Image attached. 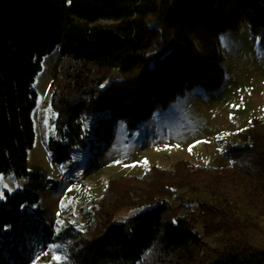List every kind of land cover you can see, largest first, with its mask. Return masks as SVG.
I'll list each match as a JSON object with an SVG mask.
<instances>
[{
	"label": "trees",
	"instance_id": "16d2710c",
	"mask_svg": "<svg viewBox=\"0 0 264 264\" xmlns=\"http://www.w3.org/2000/svg\"><path fill=\"white\" fill-rule=\"evenodd\" d=\"M245 22L264 40V0H0V174L30 173L33 82L53 51L63 63L52 82L55 128L45 144L55 163L69 166L76 152L102 148L84 114H101L111 127L124 119L136 129L193 88L217 89L224 81L220 35ZM115 70L123 77L109 84ZM258 125L264 121L240 132L245 145L227 147L225 166L183 161L147 169L142 178L155 179L153 192L129 203L140 209L124 220L104 214L102 230L89 241L82 240L86 230L56 232L44 223L32 183L0 193V264H37L53 255L60 261L48 264H264ZM156 169L165 170L160 179ZM187 194L207 198L190 208L181 204ZM171 197L182 213L172 209Z\"/></svg>",
	"mask_w": 264,
	"mask_h": 264
},
{
	"label": "rangeland",
	"instance_id": "374dc122",
	"mask_svg": "<svg viewBox=\"0 0 264 264\" xmlns=\"http://www.w3.org/2000/svg\"><path fill=\"white\" fill-rule=\"evenodd\" d=\"M220 42L225 56L224 81L217 89L193 88L156 110L136 129H129L124 119L116 120L111 127L101 114H84L89 133L99 139L97 144L102 148L97 152L96 145L92 151L76 152L69 166L55 163L45 144L55 128L56 116L50 105L52 82L63 63L58 50L45 56L33 82L37 92L32 113L36 137L28 153L30 173L39 170L41 174L39 177H31L30 173L23 177L0 174L1 195L32 183L40 197L44 223L56 232L66 226L86 230L82 240L89 241L102 230L104 214L113 212L114 220H124L140 209L136 208L138 205L130 207L129 203L139 204L143 201L141 195L153 192L155 179L142 178L147 169L169 170L183 161L215 167L231 163L227 147L245 145L240 132L254 120L264 121V40L245 22L238 30L222 33ZM115 71L108 75L109 84H116L123 77L119 73V81H110ZM132 84L136 85V81ZM102 123L106 126L99 133ZM156 170L153 174L156 178L164 176L160 173L165 170ZM129 190L133 196L128 197ZM100 198L106 201L96 215ZM185 198L181 204L186 202L195 208L207 196L187 194ZM172 199L169 198L172 209L182 213L185 207L181 208L177 198ZM54 258L57 256H49L37 264H48Z\"/></svg>",
	"mask_w": 264,
	"mask_h": 264
},
{
	"label": "water",
	"instance_id": "95a60500",
	"mask_svg": "<svg viewBox=\"0 0 264 264\" xmlns=\"http://www.w3.org/2000/svg\"><path fill=\"white\" fill-rule=\"evenodd\" d=\"M121 79V75H119L118 71H115L111 76L110 81H119Z\"/></svg>",
	"mask_w": 264,
	"mask_h": 264
},
{
	"label": "bare ground",
	"instance_id": "6f19581e",
	"mask_svg": "<svg viewBox=\"0 0 264 264\" xmlns=\"http://www.w3.org/2000/svg\"><path fill=\"white\" fill-rule=\"evenodd\" d=\"M105 126H106L105 123L100 124L99 133H102L103 132V130L105 129Z\"/></svg>",
	"mask_w": 264,
	"mask_h": 264
},
{
	"label": "snow or ice",
	"instance_id": "6c2138e0",
	"mask_svg": "<svg viewBox=\"0 0 264 264\" xmlns=\"http://www.w3.org/2000/svg\"><path fill=\"white\" fill-rule=\"evenodd\" d=\"M57 259H59V257H57Z\"/></svg>",
	"mask_w": 264,
	"mask_h": 264
}]
</instances>
